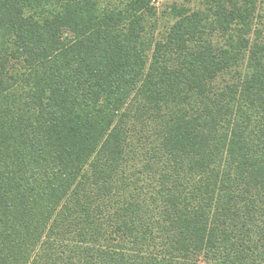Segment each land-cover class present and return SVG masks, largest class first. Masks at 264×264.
I'll use <instances>...</instances> for the list:
<instances>
[{
  "label": "trees",
  "instance_id": "obj_1",
  "mask_svg": "<svg viewBox=\"0 0 264 264\" xmlns=\"http://www.w3.org/2000/svg\"><path fill=\"white\" fill-rule=\"evenodd\" d=\"M150 1L0 0V264H264V0Z\"/></svg>",
  "mask_w": 264,
  "mask_h": 264
},
{
  "label": "rangeland",
  "instance_id": "obj_2",
  "mask_svg": "<svg viewBox=\"0 0 264 264\" xmlns=\"http://www.w3.org/2000/svg\"><path fill=\"white\" fill-rule=\"evenodd\" d=\"M106 2L108 0H105ZM112 2H115L116 4H121L122 0H111ZM181 2L182 0H151L150 3L153 7H156V10L159 11L161 10L164 6L168 5L169 3L172 2ZM150 20H148L149 22ZM157 24V28L155 30V34H157L158 31H161L164 29L165 27V23L162 19H158L157 22H155Z\"/></svg>",
  "mask_w": 264,
  "mask_h": 264
}]
</instances>
